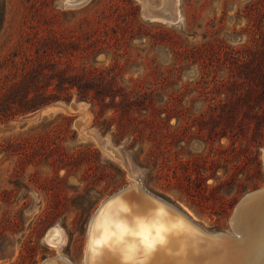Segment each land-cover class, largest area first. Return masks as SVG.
<instances>
[{"label": "rangeland", "instance_id": "1", "mask_svg": "<svg viewBox=\"0 0 264 264\" xmlns=\"http://www.w3.org/2000/svg\"><path fill=\"white\" fill-rule=\"evenodd\" d=\"M263 148L264 0H0V264H85L132 185L236 241Z\"/></svg>", "mask_w": 264, "mask_h": 264}, {"label": "bare ground", "instance_id": "2", "mask_svg": "<svg viewBox=\"0 0 264 264\" xmlns=\"http://www.w3.org/2000/svg\"><path fill=\"white\" fill-rule=\"evenodd\" d=\"M232 222L240 235L236 241L228 234L202 230L171 204L132 185L109 197L94 215L85 264H264V186L242 198ZM141 223L152 226L153 236L159 229L165 237L148 255L142 254L135 236ZM64 240L57 226L46 233L52 247ZM43 264L69 263L52 258Z\"/></svg>", "mask_w": 264, "mask_h": 264}, {"label": "snow or ice", "instance_id": "3", "mask_svg": "<svg viewBox=\"0 0 264 264\" xmlns=\"http://www.w3.org/2000/svg\"><path fill=\"white\" fill-rule=\"evenodd\" d=\"M145 237L149 242L141 249V252L144 255L152 253L155 250L157 244L163 245L165 243V237L161 234L159 229L156 231L154 236L150 232H147L145 233Z\"/></svg>", "mask_w": 264, "mask_h": 264}, {"label": "clouds", "instance_id": "4", "mask_svg": "<svg viewBox=\"0 0 264 264\" xmlns=\"http://www.w3.org/2000/svg\"><path fill=\"white\" fill-rule=\"evenodd\" d=\"M151 230H152L151 225L141 223L137 226V231L135 233V236L137 237V239H139V241L143 247L146 246L149 242L148 239H146V237H145V233L150 232ZM157 245H159V244H157ZM157 245H156V247H157Z\"/></svg>", "mask_w": 264, "mask_h": 264}]
</instances>
